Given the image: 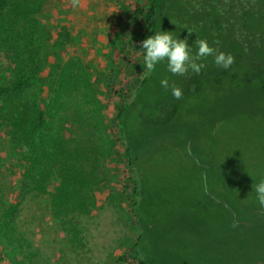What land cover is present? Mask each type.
<instances>
[{"label": "trees", "instance_id": "16d2710c", "mask_svg": "<svg viewBox=\"0 0 264 264\" xmlns=\"http://www.w3.org/2000/svg\"><path fill=\"white\" fill-rule=\"evenodd\" d=\"M4 7L21 10L0 0ZM135 14L143 18L147 38L159 31L187 37L193 55L195 40L205 39L219 52L232 54L235 63L224 70L209 56L198 61L205 65L199 75L190 70L176 76L162 61L150 75L145 68L119 105L116 132L132 181L130 214L139 228L133 261L264 264V209L252 187L264 180V162L257 164L262 159L254 148L264 136V0H146ZM164 78L182 88V99L161 86ZM22 82L23 75L0 86L2 101L15 98L9 110L0 107V127L4 123L10 129L17 146L29 133L48 127L36 102L24 103ZM52 101L46 112L51 126L57 110V100ZM60 120L65 124L70 115ZM52 131L57 143L62 137ZM64 146L61 160L49 146L42 149L52 155L55 168L69 175ZM70 182L62 180L60 198L70 193ZM27 184L24 180L20 191ZM35 186L44 190L39 179ZM5 198L0 193V240L15 251L22 239L13 229L19 203L7 204ZM53 206L58 208L56 195ZM211 219L216 223L208 227ZM233 219L239 221L236 228Z\"/></svg>", "mask_w": 264, "mask_h": 264}, {"label": "rangeland", "instance_id": "374dc122", "mask_svg": "<svg viewBox=\"0 0 264 264\" xmlns=\"http://www.w3.org/2000/svg\"><path fill=\"white\" fill-rule=\"evenodd\" d=\"M9 1L21 10L0 9V86L23 75L22 99L36 102L48 127L29 133L21 146L4 123L0 127V193L7 204L19 203L13 229L22 238L15 251L0 240V264H136L139 228L130 214L132 181L115 116L146 68V29L135 14L146 0H81L78 8L71 0ZM53 99L51 126L46 112ZM14 103L0 98L7 110ZM260 110L264 114V105ZM52 129L66 142L56 143ZM259 138L254 148L262 164ZM64 143L69 175L42 149L49 146L61 160ZM65 178L70 193L60 198ZM38 179L43 191L35 188ZM24 180L28 186L20 191Z\"/></svg>", "mask_w": 264, "mask_h": 264}, {"label": "clouds", "instance_id": "9594fccd", "mask_svg": "<svg viewBox=\"0 0 264 264\" xmlns=\"http://www.w3.org/2000/svg\"><path fill=\"white\" fill-rule=\"evenodd\" d=\"M71 5L73 8H78L81 6V0H71ZM192 33V30H188L189 36ZM194 44L198 50L193 55L187 37L178 39L174 38L171 32L161 31L148 37L141 43V47L145 50L144 65L147 69V74L150 75L154 72L156 65L165 60L167 61L168 71L176 76H184L190 70L199 75L205 65L198 63V61L209 56L214 57L215 64L224 70L229 69L235 63V57L232 54L219 52L216 48L210 46L205 39H196ZM160 83L165 89L171 87L172 95L175 99L180 100L183 98L182 88L176 86L174 83L170 85L167 78L162 79ZM252 187L256 193L257 202L264 209V180H261ZM231 226L233 228L238 227L239 221L233 219Z\"/></svg>", "mask_w": 264, "mask_h": 264}]
</instances>
